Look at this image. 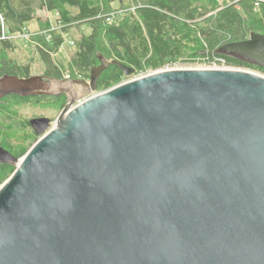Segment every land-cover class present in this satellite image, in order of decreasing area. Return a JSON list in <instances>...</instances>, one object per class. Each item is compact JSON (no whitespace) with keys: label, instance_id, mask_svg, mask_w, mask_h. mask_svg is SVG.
<instances>
[{"label":"water","instance_id":"obj_1","mask_svg":"<svg viewBox=\"0 0 264 264\" xmlns=\"http://www.w3.org/2000/svg\"><path fill=\"white\" fill-rule=\"evenodd\" d=\"M221 52L264 68V35ZM0 78V99L59 97L0 186V264H264V76L167 69ZM84 100L77 105L79 100Z\"/></svg>","mask_w":264,"mask_h":264},{"label":"trees","instance_id":"obj_2","mask_svg":"<svg viewBox=\"0 0 264 264\" xmlns=\"http://www.w3.org/2000/svg\"><path fill=\"white\" fill-rule=\"evenodd\" d=\"M119 9H113L114 3ZM58 15L59 30L51 31L49 20L39 12ZM37 20L42 35L36 38L37 52L45 66L43 75L52 78L90 80L99 57L117 61L135 70L125 77L111 65L101 75L97 92H104L132 77L177 65H224L264 75V68L221 52L229 43L247 40L252 33L264 35V0H0V78L33 76L30 64L10 58L14 35ZM88 26L75 40V53L68 65L55 57L64 44L63 35L76 26ZM45 32V33H44ZM52 38L48 39V35ZM25 75V76H24ZM53 101L64 108L65 95L0 99V147L22 158L40 138L29 121L18 118L11 104ZM15 167L0 163V186Z\"/></svg>","mask_w":264,"mask_h":264},{"label":"rangeland","instance_id":"obj_3","mask_svg":"<svg viewBox=\"0 0 264 264\" xmlns=\"http://www.w3.org/2000/svg\"><path fill=\"white\" fill-rule=\"evenodd\" d=\"M113 9H119L120 5L119 3L113 4ZM38 16L41 18L42 21L49 20L51 24V31H57L59 30L58 25V15L54 13H48V12H39ZM39 22L37 20L32 21L30 24H28L27 31L22 34L18 35L15 38H12V41L14 42L15 48L14 51L10 54V58H12L14 61H16L18 64H30L31 71L33 76L37 75H43L45 72V66L42 63V61L39 58V54L37 52V41L35 40L39 36L42 35V30H40ZM83 33H89L90 28L86 26H76L72 28L69 32V34L63 35L64 37V44L59 49L58 53L55 55L57 59H60L64 65L67 67L68 72H70L69 64L72 60V56L75 53V40L80 37V35ZM45 33V32H44ZM48 35V34H47ZM48 39L52 38L51 35H48ZM221 68H226L227 66ZM200 69V68H208L206 65L202 64H195V65H177L172 67H167L166 69ZM230 68V67H228ZM244 70V69H241ZM253 72L258 75H262L260 73L246 70ZM152 73V72H148ZM147 75V74H146ZM145 75L132 77L128 79L127 81H130L132 79H136L139 77H142ZM264 76V75H262ZM126 82V81H125ZM11 108L16 111L18 118L21 120H31L34 118H41L46 117L49 118L51 121H53L52 125L56 122L57 118L59 117L62 107L60 104L54 103L53 101H46L43 103L35 104H11Z\"/></svg>","mask_w":264,"mask_h":264},{"label":"built area","instance_id":"obj_4","mask_svg":"<svg viewBox=\"0 0 264 264\" xmlns=\"http://www.w3.org/2000/svg\"><path fill=\"white\" fill-rule=\"evenodd\" d=\"M26 31H27V30L24 29V31H23L22 33L16 34V35H14V36L11 37V38H15V37L18 36V35H22V34H24ZM220 62L223 64V67H225V65H224V61H220ZM211 68H221V67H220V66H217V65H214V66L211 67ZM226 68H228V67H226ZM84 100H86V99L79 100V101L77 102V105L81 104Z\"/></svg>","mask_w":264,"mask_h":264},{"label":"flooded vegetation","instance_id":"obj_5","mask_svg":"<svg viewBox=\"0 0 264 264\" xmlns=\"http://www.w3.org/2000/svg\"><path fill=\"white\" fill-rule=\"evenodd\" d=\"M11 53H12V52H10V54H11ZM65 96H66V95H65ZM56 98H57V97H56ZM63 109H64V108H62V111H63ZM62 111H61V112H62ZM51 122L53 123V121H51ZM7 165H11V164H7ZM12 166H13V165H12ZM14 167H15V166H14Z\"/></svg>","mask_w":264,"mask_h":264},{"label":"bare ground","instance_id":"obj_6","mask_svg":"<svg viewBox=\"0 0 264 264\" xmlns=\"http://www.w3.org/2000/svg\"><path fill=\"white\" fill-rule=\"evenodd\" d=\"M25 76V75H24ZM52 77V76H51ZM24 78V77H23Z\"/></svg>","mask_w":264,"mask_h":264}]
</instances>
